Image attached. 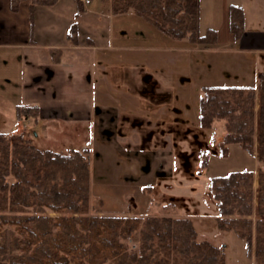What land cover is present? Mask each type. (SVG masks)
Wrapping results in <instances>:
<instances>
[{"label": "trees", "instance_id": "16d2710c", "mask_svg": "<svg viewBox=\"0 0 264 264\" xmlns=\"http://www.w3.org/2000/svg\"><path fill=\"white\" fill-rule=\"evenodd\" d=\"M24 0H10L17 12ZM58 0H31V25L36 6H53ZM78 15L82 11L79 3ZM133 10L135 15L156 31L176 41L187 39L193 47L214 49L219 46L215 28L200 35V0H112L114 14ZM229 30L235 42L245 32L243 8L229 7ZM78 25L74 23L69 40L77 45ZM60 50L51 51L59 62ZM256 85L203 86L199 103V124L212 129L224 122L227 134L222 154L229 144H239L255 155L258 147V211L255 209L254 170L233 171L214 177L210 191L216 201L218 228L234 231L246 241V255L256 264H264V73ZM18 119L39 117V107L18 106ZM87 150L71 154L40 150L23 137L0 134V229L9 225L0 238V264H226L224 249L198 239L190 218L85 216L90 196V170ZM205 165L206 162L203 161ZM13 177L14 182L9 183ZM44 212H70V217L26 215V208ZM140 230L138 252L124 244ZM14 259L9 257L15 253Z\"/></svg>", "mask_w": 264, "mask_h": 264}, {"label": "crops", "instance_id": "0c3cea01", "mask_svg": "<svg viewBox=\"0 0 264 264\" xmlns=\"http://www.w3.org/2000/svg\"><path fill=\"white\" fill-rule=\"evenodd\" d=\"M205 5L207 1L200 0V24ZM231 5L243 8L245 32L238 42L232 35L231 41H226L233 45L228 54L253 55L257 85L264 73L257 68L261 64L264 69V0H211L212 22L206 28L216 27L222 32L228 27ZM78 7L77 0L36 6L32 26L31 0H24L17 12L11 10L10 0H0V134L14 137L18 130L28 136L33 129V136L27 140L44 146L49 143L46 150L52 151L60 146L92 147L96 130L112 135L122 130L119 125L137 124L151 137V131L157 132L159 138L163 132L175 130L174 106L180 93V99H187L194 87L202 90L203 86L236 85L216 81L193 85V72L202 74L210 65L202 59L197 66V56L212 53L209 50L220 56L223 51L198 49L187 39L167 37L133 10L114 14L112 0L82 5L79 15ZM74 23L79 30L77 45L68 38ZM53 50L61 51L59 62L52 61ZM234 63L240 64L232 60L219 65L226 72L221 77L232 73ZM217 66L213 65L214 72ZM183 80L189 87L183 88L185 93L177 92ZM125 100L128 109L122 112L120 106ZM18 106L39 107V117L18 119ZM198 239L212 242L208 237L200 239L199 234ZM216 246L224 248L229 264L228 245Z\"/></svg>", "mask_w": 264, "mask_h": 264}, {"label": "rangeland", "instance_id": "374dc122", "mask_svg": "<svg viewBox=\"0 0 264 264\" xmlns=\"http://www.w3.org/2000/svg\"><path fill=\"white\" fill-rule=\"evenodd\" d=\"M206 1L208 6L205 5L207 10L200 24V35L206 34L208 29L205 25L212 22L211 0H205V3ZM227 25L229 27V24ZM228 27H225L222 32L214 27L217 30L219 44L214 49L223 51L224 54L221 53L222 55L218 56L214 51L209 50L208 52L212 53L197 56V66H200L199 61L202 59L208 60L210 65L202 74L197 75L193 72V85L205 81L210 83L207 85H211L214 81L224 83V85H256L253 55L246 52L245 55L235 54L230 57L228 54L229 50L233 49V45L226 43V41H231L233 36ZM232 60L240 64L234 63L232 73L228 71L226 77H221L226 72L219 65L224 61ZM213 65H218L215 72ZM257 68L264 72L261 64ZM209 74L212 75L208 77ZM210 77L217 78V80L210 79ZM180 85L182 88L177 92L185 93L183 88L186 85L187 88L189 87L188 81L183 80ZM256 86L258 90L257 102L259 103L258 83ZM200 93H202L201 96L204 95L203 90L194 87L187 99H180L182 94H179L180 97L175 101L174 106L175 130L170 133L163 132L165 135L161 133L159 135L162 136L159 138L157 132L151 131L150 133L153 135L151 137L149 132L140 130L141 128L137 124L124 125V127L119 125L122 130H119L118 133L112 132V135L104 136L103 132L96 130V141L92 147L69 149L60 146L54 152L71 154L75 151H88L86 156H89L91 178L90 202L85 216L139 217L142 220L151 216L172 218L191 216L189 218L193 221L200 239L208 237L215 245L224 243L228 245L226 252L229 264H245V262L252 264L246 255V241L240 239L234 231L218 228L215 216L218 215L217 218H219L220 215L210 191V182L214 177L226 176L233 171L254 170L256 172V196L252 219L261 218L258 211V190L260 187L258 176L262 164L259 162L258 147L256 154L251 155L239 144H229L227 146L228 153L222 154L221 145L225 134H227L224 122H217L212 129L201 128L199 124ZM127 107L128 101L125 100L124 104L120 106V110L125 112ZM13 130L17 129L13 127ZM32 130L28 132V136L17 130L14 137L21 136L27 140V137L33 136ZM27 141L33 143L30 140ZM58 142L64 143L61 139H58ZM45 145L36 142L33 146L40 150H46L49 143H45ZM203 161L206 162L205 165ZM8 182L13 183V177H10ZM25 214H42L52 218L72 215L70 212H54L50 209H44V212L39 213L35 207L26 208ZM14 230V227L4 226L0 229V238L6 231ZM123 242L131 253L138 252L141 242L140 230ZM16 254L18 252L10 253L9 257L14 259Z\"/></svg>", "mask_w": 264, "mask_h": 264}, {"label": "built area", "instance_id": "2783aa9c", "mask_svg": "<svg viewBox=\"0 0 264 264\" xmlns=\"http://www.w3.org/2000/svg\"><path fill=\"white\" fill-rule=\"evenodd\" d=\"M78 1L84 6H89L93 3L94 0H78Z\"/></svg>", "mask_w": 264, "mask_h": 264}]
</instances>
